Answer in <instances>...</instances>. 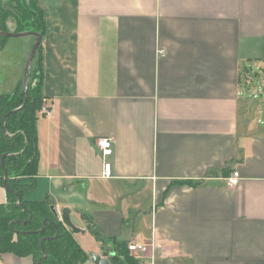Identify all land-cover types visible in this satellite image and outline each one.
Instances as JSON below:
<instances>
[{
	"label": "crops",
	"instance_id": "obj_1",
	"mask_svg": "<svg viewBox=\"0 0 264 264\" xmlns=\"http://www.w3.org/2000/svg\"><path fill=\"white\" fill-rule=\"evenodd\" d=\"M38 2L49 113L25 197L54 201L62 222L69 208L89 254L140 242L142 264H264V124L242 109L244 74L264 63V0ZM36 40L19 58L0 45V94L22 84ZM100 137L114 140L109 177Z\"/></svg>",
	"mask_w": 264,
	"mask_h": 264
},
{
	"label": "trees",
	"instance_id": "obj_2",
	"mask_svg": "<svg viewBox=\"0 0 264 264\" xmlns=\"http://www.w3.org/2000/svg\"><path fill=\"white\" fill-rule=\"evenodd\" d=\"M45 14L38 0L0 2V31L9 32L14 26V32L40 33L38 55L46 33ZM6 38L0 36V45ZM43 82L44 72L39 59L30 72L26 103L23 82L13 93L0 94V185L4 186L6 179L7 188V200L0 202V254L31 256L32 264H85L90 254L53 211L54 201L25 197V192L37 184L40 160L37 121L44 107ZM89 221L96 238L104 240L96 225ZM104 249L110 253L112 264H142L125 242L116 243L114 249L106 246Z\"/></svg>",
	"mask_w": 264,
	"mask_h": 264
},
{
	"label": "rangeland",
	"instance_id": "obj_3",
	"mask_svg": "<svg viewBox=\"0 0 264 264\" xmlns=\"http://www.w3.org/2000/svg\"><path fill=\"white\" fill-rule=\"evenodd\" d=\"M7 1L8 0H0V2H2L3 4H5ZM13 30H14V26L11 27V31ZM33 39H34V35L7 37L3 41V43L7 40L8 44L11 46L13 56L19 58L20 55L24 53L25 47ZM34 45L32 46V48L29 49L28 56L24 64L23 83L25 77L26 64ZM38 56L39 54L37 55V58L33 61L30 72H32L36 67L38 62ZM11 72L12 71H10V73ZM10 73H8L9 77H10ZM254 94L257 95L254 96ZM242 98H243L242 109L244 116H246L248 120H254L256 124H258V119H261V121H263L264 124V63L260 62V60L259 61L257 60L256 62L254 61L253 65L249 66L248 72L244 74V86H243ZM28 191H26L25 194ZM6 200H7V189L4 186L0 185V201L3 202Z\"/></svg>",
	"mask_w": 264,
	"mask_h": 264
},
{
	"label": "water",
	"instance_id": "obj_4",
	"mask_svg": "<svg viewBox=\"0 0 264 264\" xmlns=\"http://www.w3.org/2000/svg\"><path fill=\"white\" fill-rule=\"evenodd\" d=\"M23 35H34L37 38L36 43L32 49V52H31V54L28 58L27 64H26L25 77H24V91H25V103H26L28 100V97H29L30 69H31V65L34 61V58L37 54L38 47L40 45L42 36L40 33L34 32V31H23V32H14V31L3 32V31H0V36L19 37V36H23ZM25 103L20 108H22L25 105ZM15 111H17V109L14 110L13 112H15ZM4 187L6 188V179L4 181ZM52 209H53V211H55L57 213L55 205H52ZM62 219H63V222L68 227H70L74 233L84 232V230H82L80 227L76 226L73 223V221L70 217V209L69 208L66 207L63 209ZM109 255H110V253H108V252H105L103 255L95 253V252L90 253L91 259L94 262V264H112V262L109 259Z\"/></svg>",
	"mask_w": 264,
	"mask_h": 264
},
{
	"label": "built area",
	"instance_id": "obj_5",
	"mask_svg": "<svg viewBox=\"0 0 264 264\" xmlns=\"http://www.w3.org/2000/svg\"><path fill=\"white\" fill-rule=\"evenodd\" d=\"M40 113L48 114L49 108L44 106ZM96 145L102 156L105 158L103 174L104 176L109 177L112 173V163L108 161L107 158L114 153V140L111 137H100L96 140ZM226 179H227V184L229 186H236L241 179L240 172L238 170H235L233 173L227 176ZM148 247L149 245L147 243L130 242L128 244V248L131 251V253L138 258L148 251ZM0 264H8L2 260L1 255H0Z\"/></svg>",
	"mask_w": 264,
	"mask_h": 264
}]
</instances>
